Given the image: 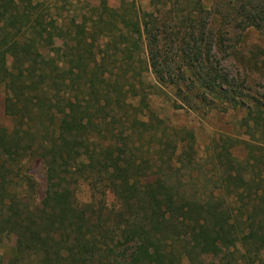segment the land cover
Returning a JSON list of instances; mask_svg holds the SVG:
<instances>
[{
	"label": "trees",
	"instance_id": "1",
	"mask_svg": "<svg viewBox=\"0 0 264 264\" xmlns=\"http://www.w3.org/2000/svg\"><path fill=\"white\" fill-rule=\"evenodd\" d=\"M149 7L99 0L65 24L44 1L0 0V89L14 92L12 126L0 125V249L15 239L7 264H212L210 253L240 243L232 264L264 260V97L254 91L264 51H239L244 33L264 36V0ZM163 87L176 109H247L241 125L262 141L220 138L211 157L222 193L190 194L174 180L193 170L196 137L151 107ZM240 144L246 158L231 150ZM32 159L46 168L40 198ZM85 182L92 198L80 203Z\"/></svg>",
	"mask_w": 264,
	"mask_h": 264
},
{
	"label": "rangeland",
	"instance_id": "2",
	"mask_svg": "<svg viewBox=\"0 0 264 264\" xmlns=\"http://www.w3.org/2000/svg\"><path fill=\"white\" fill-rule=\"evenodd\" d=\"M40 1V0H39ZM46 4L52 6V13L57 16L61 15L66 19L65 24L70 22L71 17H77L80 21L85 20L90 16L92 7L99 4V0H41ZM111 4H119L120 0H109ZM137 4L143 9L148 10L149 0H136ZM60 20H63L60 18ZM239 51H264V36L255 31H249L244 33L242 41L239 44ZM264 59V55L261 56V60ZM261 65V62H260ZM256 71V68L254 69ZM259 75V71H256L254 76ZM146 80L151 84H156L155 76L149 72L146 74ZM254 91H257L258 95L264 97V82L260 80L254 85ZM13 90L9 88L0 89V125L5 127L12 126V119L5 114V104L11 95ZM151 107L159 114L160 117L165 118L167 123L172 127L187 126L192 129L196 141L193 144V152L196 153L195 163L192 166V171L183 169L180 175L175 174L174 180H183L189 186L186 187L188 192L194 193L198 190L204 195H208L212 191L215 193H222V179L223 176L219 172V168L215 166V161L211 154L214 153L218 144L222 145L220 138L231 137L232 139L240 140H260V133L255 131H249L242 127L241 121L247 115V109H233L229 108L227 111L223 110H210L207 113L194 112L188 109H176L172 106L175 96L173 95V89L171 87H163L159 90V93L153 94L150 98ZM255 137V138H254ZM262 141V140H260ZM244 144H240L237 147H231L235 156L240 158H246L247 151L244 150ZM231 146V144H230ZM216 167V168H215ZM28 174L36 181L38 189V198L43 194L46 184V168L44 163L39 159H32L26 165ZM191 183H197L196 185ZM224 191V190H223ZM227 194V191H224ZM105 203L109 206H115L117 200L115 195L110 190L104 195ZM76 198L80 203H86L92 198L91 186L85 182L81 183L76 189ZM15 239L12 236H6L1 246L0 253L3 257V263L7 264L8 257L11 255L14 247ZM242 243L237 247L242 250ZM238 250V251H239ZM234 251V252H233ZM234 246L224 244L221 247L220 253L213 252L207 257L212 258V264H232L236 260L242 263L240 253H238ZM230 253H234L230 256ZM246 263L248 261L246 260ZM249 264H251L249 262ZM255 264H264L263 261L255 262Z\"/></svg>",
	"mask_w": 264,
	"mask_h": 264
}]
</instances>
